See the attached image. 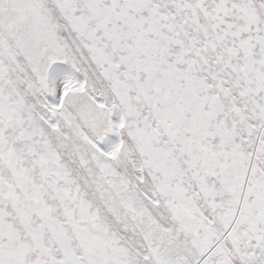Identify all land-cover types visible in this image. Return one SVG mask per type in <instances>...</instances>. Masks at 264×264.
<instances>
[{
    "label": "snow or ice",
    "instance_id": "obj_1",
    "mask_svg": "<svg viewBox=\"0 0 264 264\" xmlns=\"http://www.w3.org/2000/svg\"><path fill=\"white\" fill-rule=\"evenodd\" d=\"M0 264H264V0H0Z\"/></svg>",
    "mask_w": 264,
    "mask_h": 264
}]
</instances>
